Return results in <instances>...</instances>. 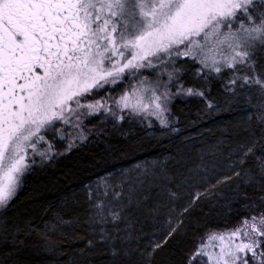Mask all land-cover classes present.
Returning a JSON list of instances; mask_svg holds the SVG:
<instances>
[{
	"label": "snow or ice",
	"instance_id": "6c2138e0",
	"mask_svg": "<svg viewBox=\"0 0 264 264\" xmlns=\"http://www.w3.org/2000/svg\"><path fill=\"white\" fill-rule=\"evenodd\" d=\"M261 52L264 7L253 0H0V218L32 165L59 154L49 133L59 132L67 141L63 150L71 151L75 140L87 139L84 121L90 116L124 120L129 114L149 124L155 117L171 127L170 104L177 96H198L219 109L208 93L213 81H221L233 97L259 94L247 115L264 127ZM189 68L203 83L186 82ZM115 88L121 91L113 97ZM229 156L232 175L254 189L251 195L239 184L233 190L234 199L245 198L247 211L230 225L205 231L182 264H264V137L238 143ZM149 195L139 174L85 185L84 225L94 234L88 246L107 244L112 264H152L164 240L131 248L133 234L125 230L132 226L130 209ZM71 223L80 218L57 214L50 231ZM175 231L170 227L168 235ZM0 234L7 241L6 226ZM41 234L53 247L48 231Z\"/></svg>",
	"mask_w": 264,
	"mask_h": 264
},
{
	"label": "trees",
	"instance_id": "16d2710c",
	"mask_svg": "<svg viewBox=\"0 0 264 264\" xmlns=\"http://www.w3.org/2000/svg\"><path fill=\"white\" fill-rule=\"evenodd\" d=\"M255 5L264 7V1ZM255 10L250 7V11ZM257 55L259 57L260 53ZM190 76L185 75L189 84ZM208 95L221 105L219 109L208 106L198 96H177L170 104L173 113L171 127L159 122L133 123L128 120L119 124L108 118L99 121L94 116L91 120L93 130L82 145L71 152L62 153L66 145L62 141L61 146H56L60 152L54 160L32 165L33 169L11 202L6 216L0 218V233L5 226L8 233L7 241L0 234V262L112 264L108 245L102 242H97L95 246L87 244V240L94 238V235L84 225L88 210L85 185L103 182L111 176L125 174L137 165L151 162H158L166 170L167 176L181 180L186 173L189 174V170L195 171L204 161L213 160L216 168L221 167L219 172L227 170L231 177L227 182L218 184H214L216 180L213 179L214 185L211 184L208 190L201 193L199 202L193 204V200L188 201L191 206L187 211L180 212L182 223L156 250L151 258L152 264H182L205 231L223 227L225 222H229V225L235 222L236 214H244L247 210L243 208L245 198L234 199L233 190L239 184L251 195L254 189L241 182L240 177L232 175L229 152L238 143L253 139L259 141L264 137V127L250 123L247 115L254 110L258 95L251 102L245 99L244 104H237V100L233 102V96L225 92L221 81H213ZM171 128L177 130L172 131ZM214 150V154L209 152ZM222 152L224 154L220 158ZM184 155L186 160L178 164ZM202 157L204 161L200 160ZM249 162L254 163V158L250 157ZM212 175L217 174L214 172ZM241 175L244 176L243 173ZM244 179L247 177L244 176ZM191 191L190 188L186 191L177 189L176 193L189 192V200ZM57 214L66 220L79 217L80 223L66 224L50 231L56 223ZM148 230L150 234V228ZM43 231H48L53 247H46L41 234ZM156 235L162 236L158 232ZM147 243L145 240L140 247Z\"/></svg>",
	"mask_w": 264,
	"mask_h": 264
},
{
	"label": "rangeland",
	"instance_id": "374dc122",
	"mask_svg": "<svg viewBox=\"0 0 264 264\" xmlns=\"http://www.w3.org/2000/svg\"><path fill=\"white\" fill-rule=\"evenodd\" d=\"M262 1H264V0H253V4L254 5L256 3L261 4ZM259 57H264V52H261ZM192 71H193V69L189 68V71L187 72V74L192 75ZM188 81H190L191 84L197 83L196 82L197 80H195L193 78V76H190V80H188ZM129 82H131V81H129ZM129 82H125V84H124L125 88H127ZM120 91H121L120 88H115V90L111 92V95L113 97H115V96H117V94ZM256 95H258V100H259V94L256 93L255 91H252V92L242 91L238 97H232V101L234 102L237 100L236 101L237 104L238 103L244 104L246 102L245 99L249 100V97H251V99L253 101L255 99ZM179 97L180 98H186L187 95H183V96H179ZM95 116L98 117L99 121L104 120L105 118H108V119H111V120L118 122L119 124L123 123V121H126V120H128L129 122H133V123H136L137 121L138 122H147V120H141V118L139 116L129 115V114H125L124 120H119V119L113 118L112 116L107 115V114L105 117H101L99 114H96ZM93 118H94V116H90V117H88V119H86L84 121V134L87 136V139H89L90 134L93 130V127L91 126L92 124L89 123V120L91 121ZM151 119H152V122H159L155 117H152ZM65 128L68 130L69 134H71V126H65ZM49 136H50V138H53L55 147L61 146L62 141H63V143L67 144L66 139L61 138L59 132H55V133L50 132ZM87 139L75 140L72 150L78 148ZM65 147H66V145H65ZM63 149L61 150L62 153L72 151V150L71 151H64ZM215 151L216 150L209 151V152L213 153ZM223 154L224 153L222 152V155H220V158L223 157ZM37 159L39 160V158H37ZM183 160H186V155L182 156V158H180L178 160V164L183 163L184 162ZM200 160L204 161L205 159L202 157V158H200ZM214 162H213V160H210L208 162L204 161L201 165H199L200 168H196L195 171L189 170L190 171L189 174L186 173L185 178H183L181 180H178V177L173 178L170 175L167 176V174L165 177V175H164L165 170H163V167H160L158 165V162L141 164V165H139L140 166L139 168H137V166H138L137 165L136 167H134L133 169H131L127 173H125V175H131L134 179L137 178V176L139 174V178L145 181V188L150 193L148 200L145 201L143 205H141L139 208L130 209L132 216L128 219L127 223L131 224L132 226L130 228L125 229V223L119 224V227L121 229H125V230H127L133 234V239H131V241H130V247L131 248H135L137 245L141 246V244H143V242H145V240H147L148 243L144 247L149 246L150 242L153 240H160V239L165 240V238L168 236V232H169L170 227H176L177 228V221L178 220L180 221V218L182 215L180 212H185V210H184L185 208L188 209V207H189L188 201L193 200V204L199 202L198 200H200V198H201V193L204 192L205 190H208L210 185L213 184V181L216 180L214 182V184H218V181L222 182V183H225L228 181V180L223 179V177L229 176L227 174L228 171L224 170L223 172H219V171H221L220 170L221 167L218 166V168H216L214 166ZM32 169H33V166L30 168V170L28 172L25 173V176L22 180L21 187L23 185L25 178L31 172ZM145 169L147 170L146 172H145ZM202 171H203V173H202ZM214 172H216L217 175H212V173H214ZM223 173H225L226 175ZM118 177H120V176L114 175V176H111L107 179L111 180V179L118 178ZM103 182H100L99 184L102 185ZM96 184H98V183H96ZM21 187H20V189H21ZM204 187H205V189H204ZM188 188L192 189L191 196H190L189 200H187L189 192L188 193H180V194H177L176 196H171L169 194V191H168L169 189H171L174 192H176L177 189L186 191ZM19 190H18V192H19ZM197 194H199L198 199L196 198ZM211 196H213V195H211ZM210 201H211V199H210ZM153 209H155V210H153ZM108 228L110 231L114 230L113 225H111V224L108 225ZM148 228H150V234L148 232L149 231ZM156 232L160 233V235H162V236L157 237ZM117 245L120 246L119 241L117 242ZM144 247H141V248H144Z\"/></svg>",
	"mask_w": 264,
	"mask_h": 264
}]
</instances>
